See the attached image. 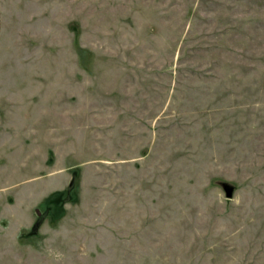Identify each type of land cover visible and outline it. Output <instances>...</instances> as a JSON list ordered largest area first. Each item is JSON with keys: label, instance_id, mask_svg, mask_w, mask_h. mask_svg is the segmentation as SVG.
<instances>
[{"label": "rangeland", "instance_id": "rangeland-1", "mask_svg": "<svg viewBox=\"0 0 264 264\" xmlns=\"http://www.w3.org/2000/svg\"><path fill=\"white\" fill-rule=\"evenodd\" d=\"M0 264H264V0H0Z\"/></svg>", "mask_w": 264, "mask_h": 264}]
</instances>
